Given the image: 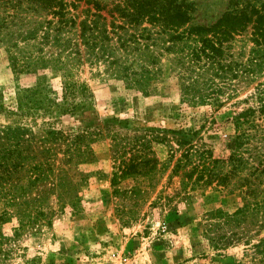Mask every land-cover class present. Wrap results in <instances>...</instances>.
I'll list each match as a JSON object with an SVG mask.
<instances>
[{
	"label": "rangeland",
	"instance_id": "374dc122",
	"mask_svg": "<svg viewBox=\"0 0 264 264\" xmlns=\"http://www.w3.org/2000/svg\"><path fill=\"white\" fill-rule=\"evenodd\" d=\"M190 1L195 7L193 20L198 23L213 21L228 2ZM13 24L0 33V102L7 111L0 113V131L21 127L36 141L49 129L69 134L85 131L92 159L76 166L79 175L73 179L74 186H68L62 196H58L62 187L46 191L53 173L33 187L26 186L25 173H19L23 193L18 209L17 171L2 183L0 264H258L260 256L245 247L244 236H232L227 244L213 248L211 239L221 232L208 226L212 220L207 216L214 210L231 214L247 205L250 199L243 192L255 197L259 191L263 194L264 40L250 35V26L233 37L230 49L223 48L215 57L217 65L206 64V73L195 69L185 74L187 63L178 62V54L163 53L156 90L144 96L125 89L101 65L72 68L68 80L51 64L35 74L17 75L12 59L17 66V58L35 54L36 46L33 41L19 40ZM47 52L53 54L55 49L50 47ZM138 63L131 58L128 64L134 67ZM38 77L53 103L41 101L45 110L31 109L20 115L17 98ZM192 80L194 92H179L178 85ZM63 81L83 84L90 103L71 114L63 113ZM205 98L208 102L197 103ZM82 101L77 93L75 103ZM237 114L241 116L235 128ZM138 137L153 138L144 152L157 160L156 169L118 178L115 195L110 180L116 161L110 145L113 139H127L129 157L138 149L134 146ZM160 138H164L162 143H157ZM179 140L208 151L211 160H219L212 170L227 174L224 186L182 188L180 179H185L182 174L189 166L172 171L181 152ZM8 200L14 202L12 206L6 205ZM228 231L237 234L240 229ZM257 237L253 232L246 235L250 243Z\"/></svg>",
	"mask_w": 264,
	"mask_h": 264
},
{
	"label": "trees",
	"instance_id": "16d2710c",
	"mask_svg": "<svg viewBox=\"0 0 264 264\" xmlns=\"http://www.w3.org/2000/svg\"><path fill=\"white\" fill-rule=\"evenodd\" d=\"M226 5L213 21L198 23L193 20L195 7L190 0H0V33L16 23L17 38L22 42L33 41L36 46L35 54L17 58V66L12 59L11 65L17 75L35 74L51 64L49 66L56 71L65 73L62 77L68 80L72 68L82 64L101 65L104 72L112 71L125 89L148 96L156 90L159 58L163 53L178 54L177 61L187 63L185 74L195 69L206 73V64L217 65L215 61L222 49H230L233 37L242 34L248 26L250 35L264 40V0H228ZM80 6L82 8L77 11ZM50 47L55 49L53 54L47 52ZM131 58L139 61L134 67L128 64ZM194 86L192 80L191 84L178 85V90L184 93ZM45 88L38 77L34 85L23 89L22 96L17 98V112L24 115V111L31 109L45 110L47 103H53V99L46 97L48 91ZM77 93L83 98L80 104L75 103ZM61 98L65 104L62 112L71 114L89 104L91 97L83 84L63 81ZM206 98L197 103L208 102ZM41 101L45 105H40ZM5 112L0 102V113ZM240 116H235V128L239 126L237 119ZM88 139L89 134L85 131L69 134L49 129L38 141L21 127L0 131V193L4 188L2 183L10 181L11 173L17 171V209L22 205L19 200L23 186L19 181L21 176H18L21 172L27 177L28 187L43 183L47 173H53L46 191L62 187L58 196L64 195V190L74 186L73 179L79 175L76 166L92 159L85 144ZM163 139H158L157 143H162ZM151 140L136 138V153L126 157L125 148L129 147L130 141L113 139L110 145L112 159L116 161L110 180L113 194L118 193L114 189L118 178L142 169L146 172L156 169L157 160L144 152L149 149ZM177 145L181 152L173 164V173L189 166L182 174L185 179H180L182 188L189 186L204 190L213 183L224 186L227 174L221 169L212 170L219 160H211L208 151L193 148L188 142L179 140ZM57 155L60 158L57 159ZM31 161L34 163L25 167ZM249 186L255 187V184ZM243 194L250 201L233 213L214 210L207 214L212 220L208 226L213 227L214 232H221L211 239V244L217 248L231 241L232 236L239 239L244 236L245 247L253 255L260 256L258 264H264V233L260 235L261 231L264 232V189L257 197L251 193ZM13 203L8 200L6 205L12 206ZM232 228H239V233L228 231ZM252 232L258 236L254 243L246 238Z\"/></svg>",
	"mask_w": 264,
	"mask_h": 264
}]
</instances>
